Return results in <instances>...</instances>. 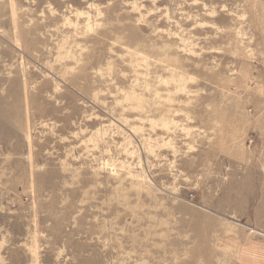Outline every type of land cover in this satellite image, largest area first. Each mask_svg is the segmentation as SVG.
<instances>
[{"label": "rangeland", "instance_id": "rangeland-1", "mask_svg": "<svg viewBox=\"0 0 264 264\" xmlns=\"http://www.w3.org/2000/svg\"><path fill=\"white\" fill-rule=\"evenodd\" d=\"M264 0H0V264H263Z\"/></svg>", "mask_w": 264, "mask_h": 264}, {"label": "crops", "instance_id": "crops-1", "mask_svg": "<svg viewBox=\"0 0 264 264\" xmlns=\"http://www.w3.org/2000/svg\"><path fill=\"white\" fill-rule=\"evenodd\" d=\"M249 259H252L253 261H263V264H264V254H256V253H253L252 254V257L249 258ZM260 264V263H259Z\"/></svg>", "mask_w": 264, "mask_h": 264}]
</instances>
